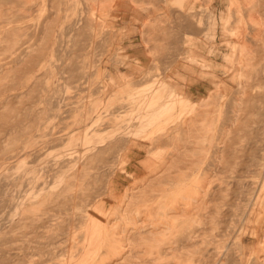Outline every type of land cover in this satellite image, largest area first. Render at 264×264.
<instances>
[{
    "label": "rangeland",
    "instance_id": "1",
    "mask_svg": "<svg viewBox=\"0 0 264 264\" xmlns=\"http://www.w3.org/2000/svg\"><path fill=\"white\" fill-rule=\"evenodd\" d=\"M263 238L264 0H0V264H264Z\"/></svg>",
    "mask_w": 264,
    "mask_h": 264
},
{
    "label": "bare ground",
    "instance_id": "2",
    "mask_svg": "<svg viewBox=\"0 0 264 264\" xmlns=\"http://www.w3.org/2000/svg\"><path fill=\"white\" fill-rule=\"evenodd\" d=\"M243 64V63H242ZM248 66V65H247ZM156 91V90H155ZM164 93V92H163ZM156 96V95H155ZM153 97V96H152ZM231 97V96H230ZM176 98V97H175ZM182 100V99H181ZM158 101V100H157ZM174 102V101H173ZM130 106L132 105V104H129ZM154 105V104H153ZM173 105V104H172ZM166 107H167V104H166ZM172 107V106H171ZM171 109V108H170ZM192 109V108H191ZM169 110V109H168ZM173 110V109H172ZM165 111V110H164ZM168 112V111H167ZM192 112V111H191ZM163 113V112H162ZM181 114V113H180ZM225 114V113H224ZM162 115V114H161ZM160 116V115H159ZM180 117V116H179ZM145 119V118H144ZM169 120V119H168ZM167 120V121H168ZM165 122V121H164ZM163 123V122H162ZM173 123V122H172ZM161 124V123H160ZM159 124V125H160ZM172 125V124H171ZM158 126V125H157ZM154 130V129H153ZM161 132V131H160ZM163 133V132H162ZM156 135V134H155ZM152 138V137H151ZM145 139V138H144ZM152 141V140H151ZM187 143V142H186ZM41 149V148H40ZM190 149V148H189ZM181 152V151H180ZM174 157V156H173ZM173 161V160H172ZM80 169V168H79ZM78 169V170H79ZM77 173V172H76ZM36 183V182H35ZM38 183V182H37ZM37 188V187H36ZM40 192V191H39ZM203 193V192H202ZM38 194V193H37ZM37 194H36V196H37ZM204 194V193H203ZM199 195H200V193H199ZM29 198V197H28ZM255 198V197H254ZM184 201V200H183ZM192 201V200H191ZM187 202V201H186ZM178 203V202H177ZM189 203V202H188ZM156 204V203H155ZM186 204V203H185ZM32 205V204H31ZM189 204H187V206H188ZM195 205V204H194ZM33 206V205H32ZM124 207V206H123ZM132 207V206H131ZM176 207V206H175ZM190 207V206H189ZM192 208H193V206H192ZM34 209H35V206H34ZM124 209V208H123ZM187 209V208H186ZM185 209V210H186ZM26 210V209H25ZM127 210V209H126ZM23 211V210H22ZM182 211V210H181ZM122 212V211H121ZM189 212V211H188ZM187 212V213H188ZM190 213V212H189ZM130 214H132V213H130ZM136 214V213H135ZM175 215V214H174ZM107 216V215H106ZM167 216V215H166ZM176 216V215H175ZM185 216V215H184ZM161 217V216H160ZM150 218V217H149ZM148 218V219H149ZM28 219V218H27ZM143 219V218H142ZM151 219V218H150ZM166 219V218H165ZM171 219H173V218H171ZM156 220V221H155ZM155 220H153V221H151V224H152V226H155L156 224H158L159 223V218H156ZM161 220V219H160ZM199 220V219H198ZM127 221H130V220H127ZM145 221V220H144ZM115 222V221H114ZM150 222V221H149ZM165 222V221H164ZM163 222V223H164ZM168 222V221H167ZM172 222V221H171ZM161 223V222H160ZM195 223V222H194ZM199 223V222H198ZM105 224V223H104ZM164 224H166V223H164ZM105 225H107V224H105ZM140 225V224H139ZM159 225V224H158ZM157 225V226H158ZM115 226V225H114ZM167 227V226H166ZM114 228V227H113ZM119 228V227H118ZM126 228H128V227H126ZM130 228V227H129ZM142 228V227H141ZM165 228V227H164ZM169 229V228H168ZM111 231H112V229H111ZM117 231V230H116ZM134 231V230H133ZM164 231V230H163ZM119 233V232H118ZM152 233V232H151ZM130 234V233H129ZM116 235V234H115ZM137 235V234H136ZM148 235V234H147ZM160 236V234H158V233H156L155 232V230H154V233L152 234V236ZM162 235V234H161ZM165 235V234H164ZM263 235V234H262ZM105 236V235H104ZM108 236V235H107ZM153 236V237H154ZM127 237V236H126ZM73 238V237H72ZM135 238V237H134ZM155 238V237H154ZM73 239H76V238H73ZM103 239H105V238H103ZM114 239H116V238H114ZM129 239H131V238H129ZM145 239V238H144ZM158 239V238H157ZM157 239H155V240H157ZM160 239V238H159ZM261 239V238H260ZM264 239V238H263ZM74 241V240H73ZM139 241V240H138ZM132 242V241H131ZM118 243V242H117ZM115 244V243H114ZM119 245V244H118ZM192 245V244H191ZM120 246H122V245H120ZM262 246L264 247V242H262ZM102 247H103V243H102ZM102 247H101V249L100 250H102ZM120 248H122V247H120ZM172 250V249H171ZM101 253V252H100ZM122 253V252H121ZM129 254V253H128ZM112 255V254H111ZM130 255V254H129ZM140 255V254H139ZM141 255H142V253H141ZM71 256V255H70ZM98 256V255H97ZM134 256V255H133ZM165 256V255H164ZM72 257V256H71ZM253 258V257H252ZM161 259H163V258H161ZM262 259V258H261ZM62 260V259H61ZM114 260V259H113ZM59 261V260H58ZM101 261V260H100ZM104 261V260H103ZM118 261V260H117ZM143 261V260H142ZM157 261V260H156ZM94 262V261H93ZM96 262V261H95ZM95 262H94V264H95ZM102 262V261H101ZM176 262V261H175ZM121 263V262H120ZM120 263H118V264H120ZM156 263V262H155ZM125 264V263H124Z\"/></svg>",
    "mask_w": 264,
    "mask_h": 264
}]
</instances>
